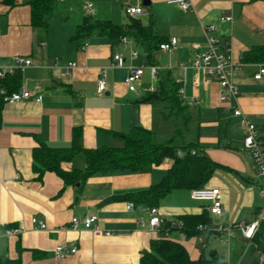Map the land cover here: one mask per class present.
Returning <instances> with one entry per match:
<instances>
[{
	"label": "crops",
	"instance_id": "0c3cea01",
	"mask_svg": "<svg viewBox=\"0 0 264 264\" xmlns=\"http://www.w3.org/2000/svg\"><path fill=\"white\" fill-rule=\"evenodd\" d=\"M81 1L85 13L86 4L92 2L93 14L99 18V5L110 0ZM112 1L120 4V0ZM150 1L146 11L149 15L144 16L148 21L138 19L145 26L152 22V31L162 39L177 38L171 52L151 50L132 36H126L127 42L100 34L74 39L77 27L87 16L83 20L76 16L71 22L72 0H55L59 4L48 17L47 27L32 25L28 0H16L11 7L0 0V63L11 64L17 55L30 57L33 65L22 72L19 90L27 88L41 96V101L32 98L6 103L2 108L0 227H23L24 231L17 236H0V258H21L22 264H139L142 252L150 249L156 234L149 228V213L141 206L128 209L131 201L120 197L159 183L171 167V159L142 172L97 174L80 188L65 186L54 172H46L38 179L32 163L33 150L41 144L69 147L75 128L82 129L84 146L94 149L122 148L125 142L120 135L141 126L152 130L159 143L174 136L178 147L196 143L218 164L206 187L220 189L223 213L220 217L209 214L210 225L231 230H206L199 235L202 242L195 236L183 240L180 228L169 231V237L181 242L192 259L204 255L205 241L214 238L227 246L228 256L223 260L228 264H242L248 248H254L263 264L260 256L264 251L256 238H245L237 226L251 222L264 211V201L260 202L263 197L256 193L259 179L250 157L241 148L245 119L264 124V74L261 79L254 78L264 61L248 56L264 46V1L192 0L190 10L170 4L169 0ZM121 3L124 7L130 5ZM131 6L144 7L142 0ZM63 9L68 11L66 18L61 16ZM55 13L62 19L59 27L50 23ZM223 15H231L233 21L221 20ZM108 20L118 25L129 23ZM210 25L216 27L210 35L230 46L237 98L222 101L219 83L208 81L203 70L192 66L195 44L205 45L204 27ZM132 50L138 52L135 59L130 57ZM115 54L126 59L124 67L113 65ZM70 63L76 67L70 68ZM151 64L161 67L157 82L151 76ZM131 65H145L137 93L129 91L125 83ZM103 68L107 71V89L98 95ZM170 81L184 89L183 109L179 112L169 100L150 95L152 87L159 93L160 87ZM235 108L243 115L235 116ZM64 167L84 169V155H77ZM207 205L193 200L190 190L176 189L157 207L165 219L173 220L202 214ZM91 214L98 216L102 228L112 231L111 236L95 237L88 229L70 227L72 218ZM33 217L44 220L47 228L35 227ZM140 219H144V225ZM59 244L77 246L78 251L58 259L54 249ZM35 251L40 253L35 256Z\"/></svg>",
	"mask_w": 264,
	"mask_h": 264
},
{
	"label": "trees",
	"instance_id": "16d2710c",
	"mask_svg": "<svg viewBox=\"0 0 264 264\" xmlns=\"http://www.w3.org/2000/svg\"><path fill=\"white\" fill-rule=\"evenodd\" d=\"M3 2L10 7L16 5V0H3ZM54 2L55 0H28L33 26H48V17L53 13ZM91 16L87 15L84 22L77 27L74 39H85L92 34L108 35L113 38L132 36L151 50L160 49L162 43L169 41L154 34L152 22L145 26L140 19L130 17L128 24L118 25L109 20H93ZM248 56L257 61H264V46L255 48L248 53ZM22 81V72L18 71L1 82L9 92H13L20 89ZM150 95H159L169 100L175 111L179 112L183 109L179 86L173 81H170L167 86L162 85L159 93L155 91ZM4 104L0 96V121ZM120 136L125 142L122 148L105 146L89 149L84 146L82 129L75 128L69 147L56 148L41 144L34 148L33 171L38 174V179H41L46 172H54L62 178L65 186L75 185L80 188L90 177L97 174L106 175L117 171L142 172L162 164L166 159H171L172 165L159 183L146 189L127 192L120 197V200L131 201L139 207L158 206L162 198L176 189L192 191L206 188V184L213 177L218 166L196 143L176 146L174 144L176 136L159 143L152 130L141 126L132 127L128 133ZM179 151L182 152L181 156L178 155ZM79 154L84 155L86 167L66 169L64 165L71 163ZM179 219L183 221L181 230L188 238L199 237L206 231L199 229V226L210 224L211 220L207 210L199 215H183ZM165 221L164 229L168 228L170 231L174 229L171 228V220L165 219ZM253 238H256L261 250L264 251V226ZM37 253L40 252L35 251V256ZM0 264H22V260L21 258H0ZM139 264L228 263L216 254L209 258L202 255L198 259H192L181 242L163 236L162 232L152 239L150 249L142 252Z\"/></svg>",
	"mask_w": 264,
	"mask_h": 264
},
{
	"label": "built area",
	"instance_id": "2783aa9c",
	"mask_svg": "<svg viewBox=\"0 0 264 264\" xmlns=\"http://www.w3.org/2000/svg\"><path fill=\"white\" fill-rule=\"evenodd\" d=\"M170 4H176L183 10H190L193 6L192 0H169ZM85 11L87 15L93 14V3L88 2L85 6ZM125 12L129 17L140 18L148 16L149 13L145 11L142 6H131L127 5L125 7ZM221 20L233 21L231 15H223ZM216 31L214 25L204 27V33L206 36V43L202 45L200 43L195 44L197 52L195 53L194 59L192 61V66L195 69L203 70L208 81H216L219 83L222 93L221 100L225 101L229 98H237L238 91L232 81L233 71L235 64L231 57V49L228 45H222L219 40L212 37L210 33ZM121 42H127V37H121ZM177 44V38H171L168 42L162 43L160 45V50L164 52H171L172 49ZM85 44L84 46H86ZM138 52L132 50L130 53L131 59H135ZM113 65L117 67H124L126 59L121 54H115L113 57ZM33 61L30 57L17 55L13 58V62L8 65H3L0 63V96L3 98V102H22L34 98L37 101H41V96L34 94L27 88H23L18 91L9 92L8 88L3 85L1 81L5 80L8 76L15 74L18 71L24 72L25 69L31 67ZM70 68H75V63L69 64ZM185 68L184 66H182ZM151 71V76L154 81H158L159 72L161 67L157 64H151L149 66ZM145 65L140 66H129L128 75L126 78V86L129 91L138 92V85L142 80L144 75ZM264 74V65L255 74V79H261ZM107 89V71L105 68L101 69L98 78V95H103ZM151 92H155V87L150 89ZM180 95L184 94V89L179 88ZM235 116L243 115L239 108H235L233 111ZM244 137L241 142V148L245 151L252 161L253 168L259 179L260 185L258 187L259 194L264 198V124H256L248 119L244 121ZM194 153V151H192ZM178 155H182L179 151ZM191 197L195 201L207 202V211L209 214L215 217H220L223 213V202L222 194L219 188H200L191 191ZM136 206L133 202H128L127 208L133 209ZM142 209L149 213L148 225L152 232L159 236L163 232V236L169 237V229H164L165 218L161 215L160 210L157 206H141ZM141 224H145L144 219L139 220ZM32 224L39 229H46L47 224L44 220L37 217L31 219ZM183 226V221L179 218L171 220V228H180ZM264 226V211L260 213L251 222L240 223L237 228L241 231L245 238L252 239L257 232ZM70 227L72 229L78 230L80 228L88 229L92 232L95 237L111 236L112 231L106 230L101 227L99 223V218L96 214H91L85 218L74 217L71 219ZM199 229L202 230H214L216 232H223L225 230L230 231V228H226L222 225L212 226L210 224L200 225ZM24 231L23 227H0V236H17ZM187 238L186 234L183 232L182 239ZM202 242V238H198ZM78 251L77 246H67L59 244L54 249L55 257L58 259H65L69 255L75 254ZM261 263L264 264V255L260 256Z\"/></svg>",
	"mask_w": 264,
	"mask_h": 264
},
{
	"label": "rangeland",
	"instance_id": "374dc122",
	"mask_svg": "<svg viewBox=\"0 0 264 264\" xmlns=\"http://www.w3.org/2000/svg\"><path fill=\"white\" fill-rule=\"evenodd\" d=\"M121 1H123V3L125 4H130V5H134L136 2L137 4H140L141 0H120V4L116 3L115 1L110 0L108 3H104V4H100V9L101 14L99 15V18H97L98 16H95V14H92L91 18L93 20H97V19H103V20H113L116 23L119 24H123L125 22H129L130 21V17L127 15V13L125 12V7L123 6V4L121 3ZM56 4L58 5L59 2H54V8L56 6ZM72 8H73V12L69 13L70 16V20L71 22H73V18H75L76 16L81 17V19L83 20L84 15L87 16V14L83 11V4L81 0H72L71 2ZM156 6V5H155ZM145 9V11L148 10V7H143ZM64 11L61 12V16L63 17H67L68 15V11H66V9H63ZM61 18H58V16L53 15V17L51 18V25L52 26H57L59 27V21H61ZM144 22L148 21V17L143 19ZM69 24V23H68ZM181 129L183 130V126L181 124ZM188 126H186L184 124V129H187ZM179 139H177L178 141ZM256 193L259 196V189H256ZM260 197V196H259ZM261 198L260 202L263 203L264 199ZM259 202V200H258ZM207 247L205 249H202V253L206 256V257H211L213 254H216L217 256H219L221 259H223V257L228 256V250H227V246H225L224 244L221 243V241H216L214 238L212 239V241H205ZM245 255L242 257L241 262L242 264H260L259 260H258V255L256 254V251L254 250V248H248L247 250H245ZM225 260V259H224Z\"/></svg>",
	"mask_w": 264,
	"mask_h": 264
},
{
	"label": "water",
	"instance_id": "95a60500",
	"mask_svg": "<svg viewBox=\"0 0 264 264\" xmlns=\"http://www.w3.org/2000/svg\"><path fill=\"white\" fill-rule=\"evenodd\" d=\"M142 3L145 7H148L151 4L150 0H142Z\"/></svg>",
	"mask_w": 264,
	"mask_h": 264
}]
</instances>
